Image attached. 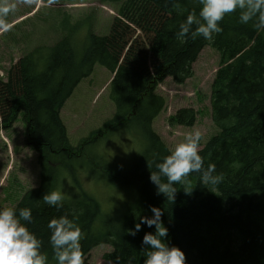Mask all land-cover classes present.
<instances>
[{"label": "trees", "instance_id": "16d2710c", "mask_svg": "<svg viewBox=\"0 0 264 264\" xmlns=\"http://www.w3.org/2000/svg\"><path fill=\"white\" fill-rule=\"evenodd\" d=\"M100 1L117 10L108 35L96 34L92 18H86L89 30L78 44L75 37L83 21L70 26L65 18L55 44L34 47L8 71L7 80L0 76V133L10 131L23 114L26 143L38 154L40 166L39 187L25 193L14 207L17 215L21 208L32 210V222L22 223L42 241L48 264L56 261L47 224L62 215L74 217L81 228L82 262L94 249L108 245L106 263L144 264L141 242L155 229L142 225L135 237L128 232L141 216L152 215V206L163 212L168 242L185 252L187 264H264V32L255 31L251 23L241 24L236 12L224 17L222 31L212 40L181 42L175 33L190 12L199 11V0ZM205 47L220 55L211 92L212 119L220 133L199 154L204 167L215 165V173L224 179L208 189L199 174H190V186L177 185L171 203L156 195L149 180L150 170L156 171L155 164L170 153L153 129L166 104L157 89L166 79L178 85L191 79ZM96 66L116 74L110 83L116 113L74 146L60 110ZM196 118L192 108L181 109L169 125L193 127ZM123 130L144 138L146 147L134 165L121 171L92 151ZM72 163L78 166L77 174ZM92 181L110 185L121 202L104 210L83 186ZM49 191L64 194L63 207L42 202Z\"/></svg>", "mask_w": 264, "mask_h": 264}, {"label": "rangeland", "instance_id": "374dc122", "mask_svg": "<svg viewBox=\"0 0 264 264\" xmlns=\"http://www.w3.org/2000/svg\"><path fill=\"white\" fill-rule=\"evenodd\" d=\"M13 4L14 11L7 16L0 15V76L3 80H7L8 71L34 47L55 44L62 37L59 27L65 18L70 26L83 21L84 27L75 37L77 43L81 44L89 30L86 18H92L96 34L108 35L112 20L118 16L112 5H102L100 0H78L72 4L60 3L59 0H0V7ZM219 69V53L205 47L193 66V77L184 85L166 79L158 87L157 94L165 99L166 104L163 112L154 120L153 129L170 152L184 142L185 136L190 133H201L199 151L220 133L214 125L211 108L212 86ZM113 78L110 71L96 66L94 74L77 87L60 110L72 145L77 146L82 139L114 117L116 108L110 98ZM190 108L197 115L193 127L169 125L170 117L181 109ZM24 120L23 114H19L13 128L0 133V207L14 208L26 192L38 188L40 184L38 154L26 143ZM126 131L115 132L100 141L92 153L108 157L121 171L130 164L134 165L143 153L146 141ZM71 168L75 174L79 172L75 163L71 164ZM82 174L86 179L87 173ZM83 186L106 211L110 208L113 210L121 202V197L110 185L92 181ZM110 252L108 245L101 246L91 252L85 263L112 264L104 260V256Z\"/></svg>", "mask_w": 264, "mask_h": 264}, {"label": "clouds", "instance_id": "9594fccd", "mask_svg": "<svg viewBox=\"0 0 264 264\" xmlns=\"http://www.w3.org/2000/svg\"><path fill=\"white\" fill-rule=\"evenodd\" d=\"M199 11L190 12L179 24L175 38L183 42L188 38L203 37L212 40L222 31L220 22L227 14H239L241 24H252L257 32H264V0H199ZM15 10V5L0 7V15L7 16ZM2 23V21H0ZM201 133L196 131L185 136L184 142L155 164L156 171L150 170L149 180L156 188V195L174 203L177 185L185 189L190 186L189 176L200 175V183L210 189L220 184L224 177L215 173V165L204 167V158L199 154ZM149 169L152 164L148 162ZM187 192V191H185ZM64 194L49 191L42 196V202L54 208L63 207ZM151 216H141L128 234L135 237L141 227L154 228V232L144 234L141 250L144 264H187L186 254L168 242L169 229L165 226L159 207L152 206ZM33 220L32 210L21 208L17 215L14 208L0 209V264H48V256L42 252V241L25 223ZM47 228L50 232L48 243L54 253L56 264H82V231L75 218L62 215L52 218Z\"/></svg>", "mask_w": 264, "mask_h": 264}, {"label": "bare ground", "instance_id": "6f19581e", "mask_svg": "<svg viewBox=\"0 0 264 264\" xmlns=\"http://www.w3.org/2000/svg\"><path fill=\"white\" fill-rule=\"evenodd\" d=\"M116 76V74H114V77ZM8 79V78H7ZM101 247V246H100ZM99 248V247H98ZM97 249V248H96ZM95 250V249H94Z\"/></svg>", "mask_w": 264, "mask_h": 264}]
</instances>
